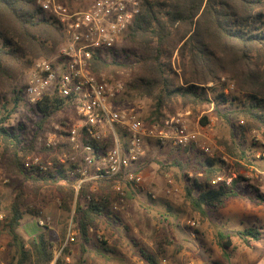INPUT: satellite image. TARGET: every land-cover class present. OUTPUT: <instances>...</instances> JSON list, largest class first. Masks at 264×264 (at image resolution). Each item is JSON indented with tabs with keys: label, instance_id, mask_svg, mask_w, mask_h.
Instances as JSON below:
<instances>
[{
	"label": "trees",
	"instance_id": "16d2710c",
	"mask_svg": "<svg viewBox=\"0 0 264 264\" xmlns=\"http://www.w3.org/2000/svg\"><path fill=\"white\" fill-rule=\"evenodd\" d=\"M57 1L71 11H79L95 0H87L85 5V1H80L76 6L77 0ZM126 39L134 47V52L126 56L127 61L106 62L96 54L90 70L93 74L115 78L122 74L129 76L127 93L152 101V111L143 122L145 128L159 126L165 110L172 112L179 107L196 108L213 102L221 122L233 126V122L240 121L237 126L240 139L252 131L260 133L264 139V0H143ZM64 42L59 26L44 18L35 0H0V89L11 88L14 105L22 97V90L16 88V78L31 69L35 60L50 59ZM222 78L233 83L241 100L233 98L229 101L223 94L208 98L215 94ZM219 102L227 105L226 112L216 109ZM71 108L67 99L46 97L36 105L35 111L44 124L57 113ZM5 111L7 115L0 120V145L4 153L11 156L8 165L24 183H30L33 195L42 186L52 187L60 210L67 214L73 212L72 221L80 239L85 242L89 241V229L118 220L109 209L108 195L95 197L89 192L90 184H82L75 191L76 180L70 179L69 171L64 167L56 166L54 171L42 174H38L37 168H25L22 159L28 149L22 145V135L4 126L12 113ZM207 124L208 119L203 117L200 125ZM239 138L218 139L217 142L230 158L243 160L245 152ZM84 143L92 145L96 152L112 142L108 139L105 143L93 140ZM175 163L171 166L186 169L182 163ZM217 163H220L219 158L206 159L204 169L200 170L201 177L189 180L185 187L191 210L202 217H205V209H217L229 197L236 196L230 189L232 181L228 185L225 182L216 187L211 185V181L220 177L216 175L219 172ZM162 166L166 168V165ZM71 169L74 174L77 166L73 165ZM63 181L65 185L62 186ZM115 183V179L98 181L102 190ZM24 190L25 185L19 192L23 194ZM255 197L264 203V195L257 189ZM31 212L27 211L33 215ZM2 215L0 233L6 239L5 249L13 248L6 264H62L61 256L69 253L67 244L54 259L48 232L32 235L26 242L18 234L24 215L18 197ZM253 230L238 235L257 239L258 234ZM215 240L221 249L229 247L228 236L217 233ZM137 256L145 264H159L157 256L143 248L137 249Z\"/></svg>",
	"mask_w": 264,
	"mask_h": 264
},
{
	"label": "rangeland",
	"instance_id": "374dc122",
	"mask_svg": "<svg viewBox=\"0 0 264 264\" xmlns=\"http://www.w3.org/2000/svg\"><path fill=\"white\" fill-rule=\"evenodd\" d=\"M80 1H85V5L87 0H77L75 6ZM133 48L125 36L115 51L116 60L127 61L126 56H130V52H134ZM135 52L138 54L137 51ZM29 71L30 69L24 71L16 78L18 83L16 88L23 90ZM173 71L178 74L174 67ZM99 75L106 80L119 81L123 84L124 94L115 101V108L120 110L135 108L142 122H145L152 111V101L133 97L127 93L126 84L129 82V76L122 74L115 78L112 75ZM211 86L208 85V87ZM10 90L11 88L0 89V120L7 115L5 110L12 112L4 126L22 135V145L28 149V154L23 157L22 163H31L38 159L41 164L51 162L54 166L64 167L69 171L67 174L70 179L76 180L75 191H77L80 180L82 183L79 187L82 184H90L89 192L95 197L108 195L109 209L118 218V220L113 219L110 225L99 224L95 229H89V241L81 240L76 225L72 221L73 212L67 214L60 210L59 202L52 191L53 188L49 185L42 186L33 195L30 183H24L23 179L17 176L8 165L11 156L4 153L0 145V213L5 214L13 200L18 197V201L22 203L24 215L17 232L25 242L30 240L32 235L41 231L48 232L53 245L54 259L59 256L61 249L67 244L66 248L69 253L61 256L62 264H145L137 256L138 248L154 253L159 264H163V261L172 264L169 260L171 250L174 256L183 253L188 258L187 262L197 263L202 260L208 261L205 262L206 264L214 263L209 261L212 254L202 252L201 249L202 242L211 237V227L209 225L206 229L198 227L205 224L207 220H212V210L205 209V217L192 211L186 197L185 187L189 180L201 177L200 170L204 169L206 159L211 161L220 158V163L217 165L228 164V161L221 159L222 154L219 153L220 146L217 141L218 139L228 140L231 137L238 139L237 126L240 125V121L233 122V126L221 122L216 115L213 102L196 108L179 107L172 112L165 110L163 120L177 113L189 112L188 125L192 129L200 130L212 147L214 157L207 156L195 147L188 148L191 150L189 152L188 149L163 147L154 139H146L144 141L145 153L139 164V171L142 175L141 185L136 188L120 181L119 186L122 189V194H118L114 191L115 184L107 189L103 186L105 189L102 190L98 182L91 180L94 174L93 168H88L84 176L75 171L73 176L69 174L72 171L71 166L74 165L77 168L80 165L83 166L81 154L73 150L67 141V129L78 120L75 110L71 108L59 112L41 124V119L35 109L24 103L22 97L17 105L13 104L11 101L12 91ZM217 94H223L229 101L233 98H236L237 101L241 100L236 87L225 78L220 80L215 94H210L208 98ZM4 106L5 110L2 109ZM216 109L224 113L227 110V105L219 102ZM203 117L208 119V124L205 126L200 125V120ZM56 125L63 126L62 130L55 132ZM149 127L147 126V128ZM252 132L251 135H259L262 138L260 133ZM48 139L54 140L55 148L45 146ZM246 140V137L243 140L239 138L242 146L247 144ZM247 142L260 144L259 141L254 140V137H249ZM222 153L225 154L224 151ZM71 157H75L74 162L70 160ZM59 158L63 162H60ZM175 162L182 163L186 169L181 170L171 166V164L175 165ZM162 165H166V168ZM216 175L224 178L220 173ZM4 180H6L5 183ZM23 185H25V190L22 194L19 189ZM60 185H65V182L63 181ZM211 185L217 186L212 183ZM166 190H171L172 193L166 194ZM29 210L33 215L27 213ZM38 219L43 220V226L37 223ZM164 219H166L165 222ZM189 222H193L194 226H191ZM197 244L200 246L198 253L196 252ZM5 245L6 239L0 233V264H6V261L10 259L9 256L13 254V248L7 251Z\"/></svg>",
	"mask_w": 264,
	"mask_h": 264
},
{
	"label": "built area",
	"instance_id": "2783aa9c",
	"mask_svg": "<svg viewBox=\"0 0 264 264\" xmlns=\"http://www.w3.org/2000/svg\"><path fill=\"white\" fill-rule=\"evenodd\" d=\"M35 4L46 20L59 26L65 42L50 59H38L33 63L22 90V99L33 109L46 97L68 100L78 117L77 122L66 131L68 143L81 154L83 166L80 165L76 173L84 176L88 168H93L91 180L115 179L114 191L122 194L120 181L136 188L142 183L139 164L145 153L146 139H154L163 147H195L214 157L212 147L200 130L188 125L189 112L177 113L165 118L159 126L145 128L135 108H115V101L124 94L123 84L106 80L90 70L96 54L106 62L117 59L115 51L139 15L143 0H95L79 11H71L57 0H35ZM62 128L56 125L54 130ZM252 137L255 141L261 139L255 134ZM108 139L111 145L96 152L92 145L84 143L85 140L105 143ZM53 141L48 139L45 146L55 148ZM70 160L74 162L75 157ZM59 161L63 162L61 158ZM24 167L28 170L37 168L38 174L56 168L51 162L41 164L38 159L25 162ZM222 182L219 177L212 184ZM78 183L77 189L82 181ZM165 192L172 193L171 190ZM2 219L0 214V222ZM37 223L44 225L42 219H38ZM189 223L194 226L193 222ZM163 264L167 262L163 261Z\"/></svg>",
	"mask_w": 264,
	"mask_h": 264
},
{
	"label": "crops",
	"instance_id": "0c3cea01",
	"mask_svg": "<svg viewBox=\"0 0 264 264\" xmlns=\"http://www.w3.org/2000/svg\"><path fill=\"white\" fill-rule=\"evenodd\" d=\"M252 133L246 135L247 140L249 137L252 138ZM247 140V144L242 147L245 152L243 160L230 158L223 147L218 148L222 154L221 159L228 161L225 166L216 164L218 173L222 174L224 178H220L223 182L226 181V185L232 181L230 189L236 196L229 197L222 206L212 210V220L198 226L200 229H206L207 225L211 227V237L202 242L201 249L202 252H210L212 255L209 261L216 264H264V203L258 202L255 197L256 189L264 195V139H260V144H249ZM204 212L206 213L205 210ZM248 229H254L253 232L258 234V238L239 237L238 233ZM217 233L229 237L227 249L223 250L217 245L215 240ZM196 252H200L198 244ZM169 260L172 264L208 262L202 260L197 263L187 262L188 258L183 253L174 256L172 250Z\"/></svg>",
	"mask_w": 264,
	"mask_h": 264
}]
</instances>
